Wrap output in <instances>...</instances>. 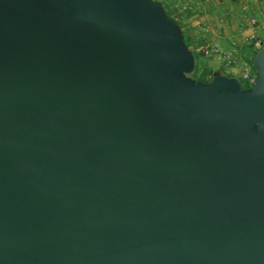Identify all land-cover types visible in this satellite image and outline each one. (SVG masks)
Instances as JSON below:
<instances>
[{"label":"water","instance_id":"95a60500","mask_svg":"<svg viewBox=\"0 0 264 264\" xmlns=\"http://www.w3.org/2000/svg\"><path fill=\"white\" fill-rule=\"evenodd\" d=\"M194 81L154 0H0V264H264V42Z\"/></svg>","mask_w":264,"mask_h":264},{"label":"rangeland","instance_id":"374dc122","mask_svg":"<svg viewBox=\"0 0 264 264\" xmlns=\"http://www.w3.org/2000/svg\"><path fill=\"white\" fill-rule=\"evenodd\" d=\"M154 1L164 6V10H167V12L180 24V29L183 37H185L187 48L194 57V69L188 75L189 78L198 81L200 73L205 70L202 60L199 59L202 55L200 53V48L202 47L201 41L204 38H202L198 32L202 25H208V23H210L209 21L208 23L205 21L204 16H206L207 20L209 19L208 16H211V19L214 17L212 11L215 10V5H217L216 2L221 3V7L223 8L222 17L230 32L240 33L239 31L244 32L250 29V32L243 36L244 41L239 44L238 48L240 51L249 49V54L247 55L248 67L245 73H248L249 76L255 73L253 67L249 64L252 53L256 52V48L253 46L255 43H253L251 39L253 36L257 35L260 43L264 42V2L253 3L249 0H181V7L184 6V8L180 9V7L179 10H181V13L177 15L175 10L179 6H176L175 0ZM251 20L257 21L259 26L257 28H251L249 25ZM241 75L242 74L236 75L234 79L242 83L243 87H245V83L241 81Z\"/></svg>","mask_w":264,"mask_h":264},{"label":"crops","instance_id":"0c3cea01","mask_svg":"<svg viewBox=\"0 0 264 264\" xmlns=\"http://www.w3.org/2000/svg\"><path fill=\"white\" fill-rule=\"evenodd\" d=\"M176 6H179L176 8L175 12H177V15L181 13V10L179 8L182 6L180 4L181 0H175ZM253 3H258L255 0H249ZM217 5H215V10L212 11L214 14V17L211 19V16H208V20L206 16H204L205 21L208 23L206 25L208 27V32L202 37V34L199 30L198 34L204 38L201 41V46L203 45H209V46H215L217 48V51L224 53V57L222 58L218 52L214 53L211 56H203L201 55L199 57L200 60H202L204 64V69L206 70V77L210 79L214 73L225 75L229 78H234L236 75L245 73L248 62H247V55L249 54V49L246 51H240L238 48L239 44H241L244 41L245 34H248L250 32L249 30H245L241 33H233L230 32L226 24L224 23L223 15V8L221 7V3L216 2ZM181 7L180 9H183ZM225 13V12H224ZM254 48H256V44L253 45ZM229 61V64L226 63V61Z\"/></svg>","mask_w":264,"mask_h":264},{"label":"built area","instance_id":"2783aa9c","mask_svg":"<svg viewBox=\"0 0 264 264\" xmlns=\"http://www.w3.org/2000/svg\"><path fill=\"white\" fill-rule=\"evenodd\" d=\"M249 25L251 28L252 27L257 28L259 26V24L255 20H251ZM200 32L202 34V37H204V35L208 32V27L206 25H202V27L200 28ZM239 32L241 33V31ZM251 41H253V43L255 44L260 43L259 37L257 35L253 36ZM216 52H218L222 58L225 56L224 53L220 52L219 50L217 51V48L215 46L203 45L200 48V53L203 56H211ZM226 63L229 64V61L227 60ZM255 76H256L255 73L252 76H249L248 73H243L241 75V81L245 83V87H243V84L239 82L240 87L242 89H248L249 84L252 82Z\"/></svg>","mask_w":264,"mask_h":264},{"label":"trees","instance_id":"16d2710c","mask_svg":"<svg viewBox=\"0 0 264 264\" xmlns=\"http://www.w3.org/2000/svg\"><path fill=\"white\" fill-rule=\"evenodd\" d=\"M256 2H258V3H261V2H264V0H255ZM164 7V6H163ZM165 12H166V14L169 16V17H171L174 21H176V23L179 25V27H180V24L178 23V21L176 20V19H174L168 12H167V10H165ZM183 40H184V42H185V45H186V47H187V44H186V40H185V37H183ZM253 54L254 53H252V56H253ZM251 56V57H252ZM249 64H251V60L249 61ZM216 74H218L217 72L216 73H214L213 75H216ZM212 75V76H213ZM211 79V78H210ZM210 79H207V77H206V71L204 70V71H202L201 73H200V75H199V82H202V83H206V82H209L210 81Z\"/></svg>","mask_w":264,"mask_h":264}]
</instances>
